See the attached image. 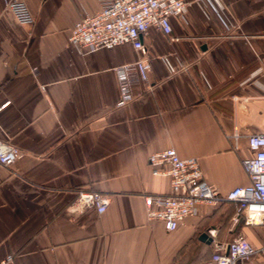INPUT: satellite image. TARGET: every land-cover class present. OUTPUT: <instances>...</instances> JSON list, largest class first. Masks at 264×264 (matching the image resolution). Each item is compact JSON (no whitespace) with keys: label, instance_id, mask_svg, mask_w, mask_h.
Listing matches in <instances>:
<instances>
[{"label":"crops","instance_id":"crops-1","mask_svg":"<svg viewBox=\"0 0 264 264\" xmlns=\"http://www.w3.org/2000/svg\"><path fill=\"white\" fill-rule=\"evenodd\" d=\"M35 20L19 24L0 0V142L22 157L0 165V260L13 264H205L213 242L243 234L257 247L264 227L233 223L234 206H201L174 232L146 218L144 198L169 195L153 176V153L195 158L222 195L248 184L247 137L264 133V0H187L171 35L142 38L148 84L117 108L113 69L142 56L131 45L84 54L69 46L73 25L98 0H24ZM147 86L152 88L148 92ZM109 196L106 211H67L75 193ZM252 264H264L255 257Z\"/></svg>","mask_w":264,"mask_h":264},{"label":"built area","instance_id":"built-area-1","mask_svg":"<svg viewBox=\"0 0 264 264\" xmlns=\"http://www.w3.org/2000/svg\"><path fill=\"white\" fill-rule=\"evenodd\" d=\"M100 9L94 14L84 15L73 25L69 46L80 53L89 54L99 49L110 50L129 44L142 56L138 61L117 66L113 69L118 86L117 108L127 106L133 100V83L137 80L148 84L152 66L142 38L151 27L164 35H171V19L185 21L187 0H98ZM204 3L217 16L225 32L231 33L238 27L228 24L222 8L212 0H195ZM6 10L21 25H32L34 16L24 0H7ZM171 38V37H170ZM171 41H175L171 38ZM148 92L152 91L147 86ZM253 157L244 159L242 167L248 184L236 187L222 195L209 185L203 177L199 162L195 158L181 159L172 148L153 153L148 164L153 176L168 177L169 195H154L144 198L146 218L159 221L167 232H174L188 217L198 214L201 206L216 207L222 203L234 206L233 223L240 219L245 225L264 227V133L247 137ZM22 157L15 147L0 142V165L9 168ZM109 205V196L91 190L80 189L67 207L71 215L87 210L103 214ZM213 254L205 264H252L255 257L264 258V244L255 246L243 234L228 243L213 242ZM12 255L0 260V264H13Z\"/></svg>","mask_w":264,"mask_h":264}]
</instances>
